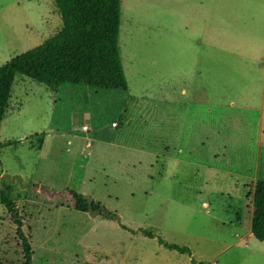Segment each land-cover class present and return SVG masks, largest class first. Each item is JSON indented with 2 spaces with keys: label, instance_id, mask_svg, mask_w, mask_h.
<instances>
[{
  "label": "rangeland",
  "instance_id": "obj_1",
  "mask_svg": "<svg viewBox=\"0 0 264 264\" xmlns=\"http://www.w3.org/2000/svg\"><path fill=\"white\" fill-rule=\"evenodd\" d=\"M60 28L53 0H0V67ZM118 49L127 91L52 93L15 76L0 124V264H23L22 238L33 264H264L250 231L264 0H121ZM74 194L117 218L77 212Z\"/></svg>",
  "mask_w": 264,
  "mask_h": 264
},
{
  "label": "trees",
  "instance_id": "obj_2",
  "mask_svg": "<svg viewBox=\"0 0 264 264\" xmlns=\"http://www.w3.org/2000/svg\"><path fill=\"white\" fill-rule=\"evenodd\" d=\"M121 0H53L61 19L59 31L39 46L11 59L0 67V124L7 109L15 76L20 75L56 93L62 86L97 91H127L118 49ZM45 134H36L39 151ZM16 143L8 142L4 146ZM1 204L7 212L16 211L11 189H5ZM250 231L264 242V181H256L252 192ZM75 210L88 212L86 201L74 194ZM100 207L93 204V210ZM105 217V216H104ZM149 238H155L149 232ZM23 264L32 263L30 244L21 240ZM170 251L191 256L187 248L164 244ZM191 263L196 264L192 259ZM205 264V263H198Z\"/></svg>",
  "mask_w": 264,
  "mask_h": 264
},
{
  "label": "water",
  "instance_id": "obj_3",
  "mask_svg": "<svg viewBox=\"0 0 264 264\" xmlns=\"http://www.w3.org/2000/svg\"><path fill=\"white\" fill-rule=\"evenodd\" d=\"M88 206V212L89 214H91L92 216H98V215H104L106 218H112V219H116L117 217L112 216L111 214H109L106 210H104L103 208H99L97 210H93V200L92 198L85 196L83 198Z\"/></svg>",
  "mask_w": 264,
  "mask_h": 264
},
{
  "label": "crops",
  "instance_id": "obj_4",
  "mask_svg": "<svg viewBox=\"0 0 264 264\" xmlns=\"http://www.w3.org/2000/svg\"><path fill=\"white\" fill-rule=\"evenodd\" d=\"M254 161L260 167V169H263L264 170V157L255 159Z\"/></svg>",
  "mask_w": 264,
  "mask_h": 264
}]
</instances>
